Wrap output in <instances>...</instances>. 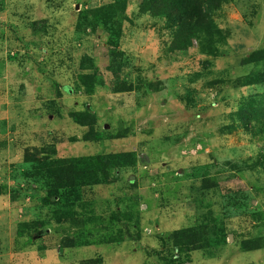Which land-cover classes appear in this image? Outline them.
Listing matches in <instances>:
<instances>
[{
  "label": "rangeland",
  "instance_id": "1",
  "mask_svg": "<svg viewBox=\"0 0 264 264\" xmlns=\"http://www.w3.org/2000/svg\"><path fill=\"white\" fill-rule=\"evenodd\" d=\"M121 1L0 0V264H264V138L255 121H264V64H244L264 51V0H218L206 20L220 50L207 55L211 42L194 38L185 52L138 0L124 11L114 8ZM113 31L140 92L110 93ZM86 54L106 81L88 94L78 79ZM88 111L99 141L70 117ZM123 152H135L137 166L85 189L70 208L83 225L59 221L58 207L44 203L57 201L49 186L27 177L38 159ZM227 161L249 168L231 171ZM207 165L219 183L211 191L201 187ZM115 211L123 223L112 221ZM206 222L218 223L212 248L177 252L172 233ZM248 239L260 249L244 252Z\"/></svg>",
  "mask_w": 264,
  "mask_h": 264
},
{
  "label": "trees",
  "instance_id": "2",
  "mask_svg": "<svg viewBox=\"0 0 264 264\" xmlns=\"http://www.w3.org/2000/svg\"><path fill=\"white\" fill-rule=\"evenodd\" d=\"M129 0L119 2L117 10H125ZM142 6L141 14L150 18L156 19L157 21L163 22V30L167 33H172L171 40H175L179 47L185 52L187 45L193 44L194 38H198L197 42L204 39L207 44L211 42V45L203 46L202 53L216 54L220 49L215 43L213 33V27L210 26L209 20H206V13L211 11H217L216 4L218 0H138ZM157 5V7H155ZM4 10V9H3ZM219 37L221 32L216 33ZM121 31H113L108 39L107 46L110 51L108 53L109 65L107 66L108 71L111 74V86H109L110 93H133L136 90L142 91L143 83L138 78L133 77V73L130 72L131 62L126 53L119 50V41ZM193 39V40H192ZM198 44V43H197ZM219 44V42H218ZM183 52V51H182ZM183 52V53H185ZM264 64V51L253 52L248 58L244 60V64H254L260 66ZM207 66V65H206ZM80 73L78 79L81 82V87L84 92L91 93L97 86H105V78L100 73L99 68L95 65V60L92 56L84 55L80 62ZM259 74V72H258ZM138 81V85L135 84L134 80ZM70 117L74 122L86 126L89 128L87 140L99 141L102 139L103 134L94 130L96 123V116L88 111L87 113H71ZM257 133L259 136L264 138V121L260 120L257 122L255 119ZM246 122L245 127L248 126ZM240 125H237L239 128ZM138 157L135 152H123L110 155L100 156H89L74 159H59V160H42L38 159L31 166L30 173L27 175L28 178H38L43 180L45 186L48 185L53 198L57 201L53 203L44 199L46 205L57 206L55 215L57 219L63 220V218H69L74 221L75 224L83 225L84 222L80 221L81 214L77 211L70 209L78 202L83 201L85 189L93 188L94 186L111 185L117 182L118 174L122 169L132 168L137 166ZM230 168L231 171L243 172L246 168H249L247 161H227L224 164ZM255 167V166H254ZM253 167V168H254ZM210 165L202 168L204 172L202 177V189L204 191H211L219 187V183L209 177ZM112 173H116L112 176ZM224 192L233 193L234 189L227 188ZM237 201V200H236ZM86 204V203H85ZM85 206V205H84ZM65 212V213H64ZM58 213V214H56ZM54 215V217H55ZM129 217V216H128ZM79 219V220H78ZM131 220V217H129ZM112 221L117 223H123L121 219V213L115 211L112 214ZM221 222V221H220ZM139 227V221L136 222ZM216 223V222H215ZM206 222L205 225H201L197 228H188L184 230H177L172 233L173 246L179 253H191L194 251L206 250L212 248L211 239L215 237L216 225ZM218 224V223H216ZM207 226L211 228L210 231H206ZM211 232V233H209ZM209 233L208 235H206ZM129 239L140 240V233L133 234L128 231ZM123 240L112 239L111 243L122 242ZM214 242V241H213ZM220 244V243H218ZM217 245V242H216ZM259 241L256 239L245 240L242 244L244 252H252L260 249ZM78 245L75 242L67 241L64 244L65 248H76ZM82 264H102L98 260H87Z\"/></svg>",
  "mask_w": 264,
  "mask_h": 264
}]
</instances>
